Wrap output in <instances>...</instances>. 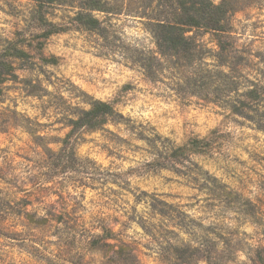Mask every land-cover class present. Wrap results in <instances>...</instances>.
I'll use <instances>...</instances> for the list:
<instances>
[{
	"label": "clouds",
	"instance_id": "clouds-1",
	"mask_svg": "<svg viewBox=\"0 0 264 264\" xmlns=\"http://www.w3.org/2000/svg\"><path fill=\"white\" fill-rule=\"evenodd\" d=\"M9 2L0 0V20L5 21L0 27V57L14 45L30 59L25 63L6 57L17 79L0 83V113L10 116L9 130L0 133V168L6 169L0 188L17 207L22 196L33 198L30 206L22 207V215L13 214L9 223L0 225L16 234V239L5 238L0 245V264H66V255L73 253L82 256L84 264H106L121 247L136 256L143 250L155 264H162L161 256L168 250L169 260L163 264H177L172 249L190 246L203 251L205 239L215 242V252L196 264H253L258 244L264 245V214H257L260 221L253 220L217 197L218 185H223L224 192H241L254 203L264 201L260 187L264 133L256 132L255 125L251 131L238 127L235 122L243 117L230 108L248 101L246 94L253 87L249 81L264 85L260 75L264 63L254 58L256 68L244 70L239 88L225 89L217 101L220 115L206 120L201 109L216 111L215 104L204 103L205 93L193 90L186 97L189 108L181 104L178 89H187L190 80L208 71L235 79L230 63L217 62L221 48L216 30L203 26L185 30L183 38L194 40L205 54L180 66L178 55L161 47L155 30L141 26L139 0H119L112 12L61 6L55 17L45 14V20L69 30L52 37L56 46L44 41L45 46L36 49L41 41L33 36L45 27L31 22L35 0H30L23 19L15 20L7 15ZM116 2L108 0V6ZM223 2L210 0L214 7ZM81 11L107 30V40L72 20ZM232 23L238 39L239 30H245L241 43L256 36L264 40V0L244 3ZM254 23L259 26L255 30ZM86 52L102 55L105 61L89 62ZM52 54L57 65L44 62ZM145 55L158 66L155 82H147L144 69L135 62ZM109 62L111 70L106 71ZM26 80L39 82V100L26 95ZM125 85L130 90L125 91ZM206 95L214 98L215 92L208 90ZM255 107L264 112V99ZM221 134L229 138L218 140ZM173 152L181 155L173 157ZM169 178L188 188L173 189ZM12 182L24 191L17 194ZM85 187L95 190L87 193V199ZM168 192L180 193L183 202L169 199ZM66 200L71 206L65 205ZM27 214L47 220V228L36 230L25 222ZM61 215L63 221L53 220ZM94 241L99 245L93 247Z\"/></svg>",
	"mask_w": 264,
	"mask_h": 264
},
{
	"label": "trees",
	"instance_id": "trees-1",
	"mask_svg": "<svg viewBox=\"0 0 264 264\" xmlns=\"http://www.w3.org/2000/svg\"><path fill=\"white\" fill-rule=\"evenodd\" d=\"M250 2L251 0H244V3ZM118 3L119 0L109 7L108 0H105V3H101V0H35V6L30 13L31 22L35 25L45 27V29L55 26V24H51L45 20V14H49L47 11L49 7H56L57 9L61 6L80 9L92 8L99 11L107 10L108 12H112L118 7ZM244 3H242L241 0H224L221 6L214 7L210 3V0H139V5L143 14L138 16V19L144 22L141 26H151V28L155 30L161 42V47L166 51L170 49L178 55V65L182 66L183 63H191L204 56V50L202 48L197 50V45L194 40H185L182 35L185 30H190L192 27L199 29L201 26H203L206 31L216 30L215 39L219 42L221 48V54L216 58L217 62L221 65L226 63L231 64L235 79L225 77L219 72H203L199 74L195 80L189 81V87L187 89L184 87L178 89V94L181 97H187L188 91L195 90L204 92L205 95L201 98L203 101L215 104V106L221 108V105L217 103V101L221 99L225 89L237 90L241 83V77H244V70L255 69V67L250 65L252 59L257 57L259 62L264 63V53L252 55L250 52L242 50L239 46V39L235 34L237 29L234 27L232 21L237 11H243ZM149 9L151 10L150 12L148 11ZM119 14L122 15L123 11L120 10ZM72 20L78 22L81 27L98 31L100 35L104 36L105 40H107V30L101 28L99 22L93 19L89 14L82 11L78 12L72 17ZM221 21H223V23H221ZM77 28L80 29V27ZM9 55L22 58L24 61H28L29 59L28 53L17 49L14 45H10L8 50L4 53V56L0 57V83L5 81V77L12 76V65L6 60V57ZM135 62L140 63L141 67L144 69L145 76L149 80L155 82L156 69L158 67L155 60L145 55L137 56ZM260 75L261 78L264 79V70H260ZM13 76L17 79L15 75ZM218 80L220 81L219 84H217ZM249 83H251L253 87L252 90L246 94L248 101H240L238 105H230V108L233 113L242 116L243 121H250L249 124L255 125L257 131L264 133V112H260L258 108L255 107L260 100L264 99V85L258 84L256 81H249ZM24 85L26 93L29 96L40 99L37 95L39 92L36 89H31V87H33L31 80L24 81ZM213 85H216V87L213 88ZM208 90L215 92L214 98H210L206 95ZM246 109L252 111L254 114L249 115L248 112L245 111ZM14 117L15 113L11 115V119L14 120ZM9 120V115L0 113V125L4 127L0 132L8 131L7 125L9 124ZM220 193L221 196L217 198H222L223 201L230 195V193L226 194L224 191ZM6 197L8 196H0V212L7 211L10 207L9 205H11L10 199ZM233 205L240 209V214L243 216L251 217L253 220H256L258 217L257 214L259 211L257 208L251 207L252 205L255 206L252 202H245L241 198H237ZM153 207H155V205H153ZM160 212L164 214L165 210L161 208ZM40 225L44 226L46 222H42ZM203 243V251L185 246L183 248L172 249L171 254H175L177 261L181 259L179 257H183L182 259H185L183 263L196 264L197 260L211 257L215 252L214 241L205 239ZM92 245L93 247L98 246L99 241H95ZM169 255L170 253L168 250H165L162 257L169 260ZM66 257L69 258L71 256L68 254ZM110 258L113 261L112 264H142L139 256L132 255L130 249L125 247H121L118 252L110 255ZM70 259L71 258H69V260ZM255 263L258 264L259 262L256 261ZM214 264H218V261L214 262Z\"/></svg>",
	"mask_w": 264,
	"mask_h": 264
},
{
	"label": "rangeland",
	"instance_id": "rangeland-1",
	"mask_svg": "<svg viewBox=\"0 0 264 264\" xmlns=\"http://www.w3.org/2000/svg\"><path fill=\"white\" fill-rule=\"evenodd\" d=\"M29 3H30V0H10V2H9V10L7 12V15L12 20H15L17 17H21V19H23L22 13L25 11V9L27 8ZM17 4H20L22 6L21 7H17ZM58 9L56 7H49V9L47 11L49 12L50 15L55 17L57 15V10ZM31 12H32V9L30 10V13ZM241 12H243V11H241ZM4 23H5V21L0 20V27H2ZM10 27H12L13 30H15V25H10ZM258 27L259 26L256 25L255 23L253 24L254 30L256 28H258ZM68 30L69 29L67 27H60L58 25H55L53 27H47L43 32L39 33L38 35L33 36V40L34 41H36V40L41 41V42L35 44V48L36 49H42L45 46L44 41H48V42H50L52 44V46H56L57 41L53 40L52 37H60V36L64 35ZM76 31H80V29L76 28ZM239 31H240V36H239V41L238 42H239V46H240V48H242V50L248 51L252 55H256V54H259V53H264V40H261L259 38V36H256L255 38L248 40L246 44L245 43H241V41L243 40V38L245 36V30L244 29H240ZM16 35H17V37H19L20 33L17 31ZM17 42L18 43H25V41H23L22 39H18ZM28 46L31 48L33 45L31 43H29ZM85 55L88 56L89 62H91L92 60H95V61H99V62L103 63L105 61V57L102 56V55H99V54L93 56L90 53L86 52ZM28 58L30 59L29 55H28ZM254 58H255V60H258L257 57H254ZM254 58L250 62V65L256 68V64L254 63ZM44 62L45 63H51L53 65H57L59 63V60L57 59L55 54H52L49 58H45ZM25 63H27V61H25ZM29 67H33V65H29ZM123 67L126 68L127 71H132V69L128 68L126 65L123 66ZM110 70H111V62H109L106 65V71H110ZM41 71H43V69H41ZM9 77L12 80H16V78L13 75L5 77L4 80H6ZM143 77L146 78L147 82H153V81L149 80L145 76L144 72H143ZM46 78L49 79V81L51 79L50 77H46ZM130 88H131L130 85H125L124 90L128 91V90H130ZM31 89H36L38 92H40L41 91V87H40L39 82H37L36 84H33V87H31ZM26 95H28V94L26 93ZM37 100H39V99H37ZM203 102L206 103V104H211V103H207L205 101H203ZM181 104L185 105V106H187L189 108L192 107V105L187 104L186 97H181ZM196 107L199 108V103L197 104ZM193 110L195 111L196 109H193ZM220 110H221V108L216 106V111H210L208 113H204L203 110L201 109V113L205 116V119L208 120V119H212V118L220 115ZM41 118H44L43 112L41 113ZM235 123L237 124L238 127L246 128V130H248V131L253 130L252 129V125H250V124L245 125V121H243V119L239 120V121H236ZM3 128L4 127L0 125V130L3 129ZM254 130L256 132H259L256 129H254ZM215 131L216 130L213 129V133H215ZM0 133H3V132H0ZM216 138L218 140H227L229 137L221 134L220 136H218ZM241 138L243 139V137H241ZM250 139L255 141L257 138L255 136H252V137H250ZM193 143L195 144L196 142L193 141ZM207 147H208V145H205V148H207ZM245 154H247V153H245ZM179 155H181V153H179V152H173L172 153L173 157H177ZM201 155H203V153H201ZM255 155L256 154H254V156ZM197 167H199V165ZM5 171H6V169L0 168V178L3 177V173ZM174 174L177 175V176L180 175V173L178 171H176ZM154 178L155 177H152V179H154ZM233 179H235V177H233ZM168 183L172 185L173 189H187L188 188L187 184H178L174 180H172L171 178H169ZM12 185H13L14 188H16V193L17 194H19V193L24 191V188L16 186L14 182H12ZM260 187L262 189H264V179H261ZM199 190L200 189H197V191H199ZM90 191H95V190L91 189V188H87V187L84 188V198L85 199L88 198L87 193L90 192ZM218 191L219 192H223L224 191V186L223 185H218ZM0 193H2V194H0V196H4V197L10 195L8 192H5L3 188H0ZM229 193H230V195L228 197L225 196L227 198H225L224 201H223L225 206L228 207V208H231V207L234 206L233 203H234L235 200H237V198L238 199L241 198L245 202H252L251 200L247 199L246 197H243L241 192H235V191L226 192V194H229ZM52 195L53 196H57L56 193H52ZM167 197L169 199H175L177 201H181V194L180 193L173 194V192H168L167 193ZM32 198L33 197L31 195L22 196L16 202V204L19 205L20 207L14 206L11 203V205H9L10 207L8 208L7 211H5V212L1 211L0 212V225H4V224L9 223L10 222V217L13 214L16 215V216L22 215V207L30 206ZM181 202H183V201H181ZM252 203L255 205V206L252 205L251 206L252 208H255V209L257 208L259 213L264 214V211H262V210H264V201H261V200L258 199V201L256 203H254V202H252ZM65 205L71 206L69 201H67V200L65 201ZM246 208H248V207H246ZM260 219H261L260 216H258L256 218L257 221H260ZM24 220H25L26 223L33 225L36 228V230L45 229L48 226V221L47 220H43V219L42 220H36L34 214L24 215ZM53 220L55 222L63 221L64 220V216H62V215L59 216V217L53 216ZM42 222H46V225H44V226L40 225ZM5 238L10 239V240H14V239H16V234L8 232V231L5 230V228L3 226H0V245H3ZM262 248H264V245L258 244V246H257V248L255 250V259L253 260V264H256L255 263L256 261L259 262L258 264H264V249H262ZM70 256H71V257H69V258H71L70 260H69L68 257H65L66 264H84V261H83V259L81 258V256L79 254H74L73 253V254H70ZM139 258H140L142 264H155V261L151 260L148 257V254L146 252H143V250H141V255H139ZM179 258H181V259H179V261H177V263L185 264V263H183L185 261V259H182L183 257H179ZM164 261H168V259L163 258L161 256L162 264H163ZM112 263H113V261H112V259L110 258V255H109L107 257L106 264H112Z\"/></svg>",
	"mask_w": 264,
	"mask_h": 264
}]
</instances>
